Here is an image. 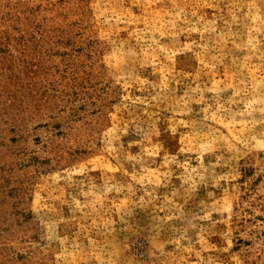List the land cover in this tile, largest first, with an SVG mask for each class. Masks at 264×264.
<instances>
[{
  "label": "rangeland",
  "instance_id": "rangeland-1",
  "mask_svg": "<svg viewBox=\"0 0 264 264\" xmlns=\"http://www.w3.org/2000/svg\"><path fill=\"white\" fill-rule=\"evenodd\" d=\"M0 264H264V0H0Z\"/></svg>",
  "mask_w": 264,
  "mask_h": 264
}]
</instances>
